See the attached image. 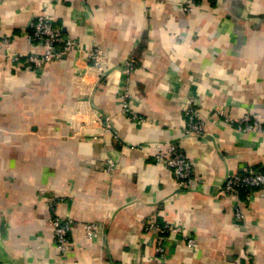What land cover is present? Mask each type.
<instances>
[{"label": "crops", "instance_id": "obj_1", "mask_svg": "<svg viewBox=\"0 0 264 264\" xmlns=\"http://www.w3.org/2000/svg\"><path fill=\"white\" fill-rule=\"evenodd\" d=\"M183 1L0 3L12 51L33 49L29 23L47 7L55 27L107 57L101 73L83 51L32 71L0 50V264H264V186L218 193L229 173H264V133L212 114L249 110L264 121V0H202L188 12ZM130 55L137 67L127 76ZM123 93L143 121L121 112ZM187 99L205 122L202 136L182 131ZM169 142L192 161L191 189L155 161ZM53 210L73 221L63 253ZM165 223L180 232L151 229Z\"/></svg>", "mask_w": 264, "mask_h": 264}, {"label": "built area", "instance_id": "obj_2", "mask_svg": "<svg viewBox=\"0 0 264 264\" xmlns=\"http://www.w3.org/2000/svg\"><path fill=\"white\" fill-rule=\"evenodd\" d=\"M4 0H0L2 3ZM202 0H184L182 8L184 11H191L194 7L199 6ZM54 17L47 7L43 8L29 23L26 39L33 46L31 51H12V37L4 34L0 29V50L3 51L6 57L14 64H24L32 71H42L50 62L59 59L62 55L72 51L85 53V58L92 68L98 73H101L107 68L106 52L98 45L85 47L72 37L64 34L54 25ZM36 47H41V51H36ZM125 74L128 76L131 71L137 67V63L133 56H128L123 61ZM121 112L132 119L143 121V116L136 114L129 105L127 94H121L120 102ZM215 116L225 118V120L234 126L239 132H260L264 133V121H261L251 111H246L237 118L230 117L223 109H215L212 113ZM110 125L107 124L109 129ZM182 131L186 135L202 136L205 134V122L200 117L197 108L192 99H187L184 106V117L182 118ZM154 158L156 162L165 164L170 167L174 175L176 183L188 190L194 187L196 178L193 172V164L189 156L176 143H161L157 146ZM108 164L111 166L113 161L108 159ZM264 186V173L259 171H250L245 175L229 173L226 175L225 181L219 187L218 193L227 195L237 193L241 188H252ZM53 199V198H51ZM53 208L54 200H51ZM242 210L239 207L235 209L236 224L242 218ZM50 224L53 229L54 245L58 252L63 253L71 243V230L73 221L71 218L62 217L55 214L54 210L50 216ZM86 230L89 236L94 234L95 225H86ZM156 232L179 233L180 227L174 224H154L151 227ZM163 235L159 236V241L155 247V251L159 254V258L166 255L165 246L163 243ZM189 246L194 247L196 240L191 235L181 237ZM64 264H66L64 262Z\"/></svg>", "mask_w": 264, "mask_h": 264}]
</instances>
